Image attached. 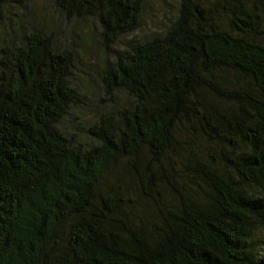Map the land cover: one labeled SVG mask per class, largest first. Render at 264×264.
<instances>
[{
  "label": "trees",
  "instance_id": "trees-1",
  "mask_svg": "<svg viewBox=\"0 0 264 264\" xmlns=\"http://www.w3.org/2000/svg\"><path fill=\"white\" fill-rule=\"evenodd\" d=\"M49 1L0 0V264H264V0Z\"/></svg>",
  "mask_w": 264,
  "mask_h": 264
},
{
  "label": "rangeland",
  "instance_id": "rangeland-1",
  "mask_svg": "<svg viewBox=\"0 0 264 264\" xmlns=\"http://www.w3.org/2000/svg\"><path fill=\"white\" fill-rule=\"evenodd\" d=\"M31 2L34 5V16L37 18V20H44L43 16L55 17V7L52 5V3H50L49 0H31ZM177 7L178 0H146L145 9L140 19L141 29L127 36L126 39H142L144 38V36L150 34L151 32L158 30L162 25V22L164 23L163 20L166 19V21H168V17L177 11ZM93 43L94 44L92 45V47H90L92 55L91 61L93 62V64H96L101 60L100 56L102 54L101 48L97 46V44L99 43L97 41ZM262 236L264 238V232L262 233Z\"/></svg>",
  "mask_w": 264,
  "mask_h": 264
}]
</instances>
